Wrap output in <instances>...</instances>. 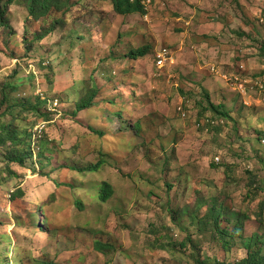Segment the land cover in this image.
<instances>
[{
  "label": "rangeland",
  "instance_id": "374dc122",
  "mask_svg": "<svg viewBox=\"0 0 264 264\" xmlns=\"http://www.w3.org/2000/svg\"><path fill=\"white\" fill-rule=\"evenodd\" d=\"M142 2L146 14L121 16L70 0L39 21L26 0L8 5L0 125L16 116L33 157L0 147V264H235L239 235L264 233V0ZM164 48L174 62L160 68Z\"/></svg>",
  "mask_w": 264,
  "mask_h": 264
},
{
  "label": "trees",
  "instance_id": "16d2710c",
  "mask_svg": "<svg viewBox=\"0 0 264 264\" xmlns=\"http://www.w3.org/2000/svg\"><path fill=\"white\" fill-rule=\"evenodd\" d=\"M115 12L121 16H128L132 14H146V7L142 0H109ZM11 0H7L6 2L2 3L0 0V27L3 28L6 32L10 33L12 31V27L10 25L8 19V5L10 4ZM27 8L30 17L34 20H41L47 16H50L53 12H61L67 13L70 11L71 3L70 0H26ZM59 21H53L50 27V30H53L55 25H57ZM47 32V31H46ZM149 54L148 47H140L137 49H133L129 53V57L134 60H138L140 58H144ZM96 85L95 87L92 86L87 90L85 96L80 99L77 104L76 108L78 111L85 110L93 106L94 98L96 97ZM205 92L206 97H209V93L202 89ZM6 95L2 94V99L0 100V110L3 108L6 102ZM39 103L32 105L31 110L34 112L39 111ZM209 109L205 108V112L211 111L215 114L221 115L225 118H230L229 114L226 112L220 111V108L223 106H216L213 103H208ZM27 109L25 105L21 110ZM11 111V110H10ZM9 111V112H10ZM3 113H0V118ZM121 116V115H120ZM16 116H12L10 120L6 124H1V133H0V147L9 148L6 156L9 161L12 163H17L22 165L25 158L33 157V152L31 150V143H32V132L24 135L19 130L18 126L15 125ZM97 132V131H94ZM103 134V133H101ZM23 145H26L29 149H21ZM8 146V147H7ZM264 146V145H263ZM21 147V148H20ZM99 165H93L92 167L88 168L89 170H97ZM17 193L19 195H23L19 190ZM114 194V190L112 186L108 182H103L102 187L100 188L98 199L101 202H107ZM211 213L215 215L216 207L212 205ZM221 213H217L215 217V226H219V218ZM239 232V227L233 228L232 234H228V237L233 238ZM225 233V232H224ZM239 240L242 243V248L246 251V256L242 258L238 263L235 264H264V233L252 234L249 237H243L239 235ZM103 245L97 243V248L103 249ZM104 247V246H103ZM105 248V247H104ZM200 255L196 258L194 264H215L212 261L206 260Z\"/></svg>",
  "mask_w": 264,
  "mask_h": 264
},
{
  "label": "built area",
  "instance_id": "2783aa9c",
  "mask_svg": "<svg viewBox=\"0 0 264 264\" xmlns=\"http://www.w3.org/2000/svg\"><path fill=\"white\" fill-rule=\"evenodd\" d=\"M156 61H157V65L160 68H164L169 62H174V58L172 57L170 50L167 48H164L158 53V55L156 57ZM257 87L259 88L260 91H262L264 93V83L262 81L257 82ZM49 103L52 106L51 110H56V107L59 104L58 100H53V101L49 100ZM43 128H44L43 125H38L35 128V130L41 131ZM261 143H262V145H264V133L261 136Z\"/></svg>",
  "mask_w": 264,
  "mask_h": 264
}]
</instances>
